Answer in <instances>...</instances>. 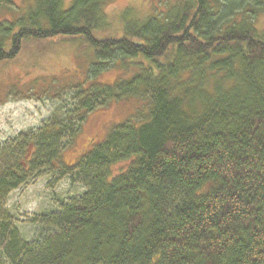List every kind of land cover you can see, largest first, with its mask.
Instances as JSON below:
<instances>
[{
    "label": "trees",
    "instance_id": "16d2710c",
    "mask_svg": "<svg viewBox=\"0 0 264 264\" xmlns=\"http://www.w3.org/2000/svg\"><path fill=\"white\" fill-rule=\"evenodd\" d=\"M166 2L102 40L106 0H31L0 22V61L28 37L85 36L93 53L88 84L0 146V208L43 168L83 188L28 241L0 215V264H264V1ZM114 68L130 74L95 79ZM129 97L145 109L62 160L90 113Z\"/></svg>",
    "mask_w": 264,
    "mask_h": 264
},
{
    "label": "rangeland",
    "instance_id": "374dc122",
    "mask_svg": "<svg viewBox=\"0 0 264 264\" xmlns=\"http://www.w3.org/2000/svg\"><path fill=\"white\" fill-rule=\"evenodd\" d=\"M0 0V22L15 19L24 12L31 0ZM106 25L92 31L97 39L121 37L124 20L136 17L138 12L149 13L166 5L167 0H106ZM264 1V0H262ZM72 0H62L64 9ZM13 5H12V4ZM7 5L15 7L9 9ZM24 10V11H23ZM143 15V14H142ZM254 27L264 30V2L254 20ZM5 51L10 50V39L4 41ZM92 48L85 36H56L49 39L24 38L19 51L11 58L0 61V146L18 133L37 128L60 107L69 103L73 86L88 84V67L92 62ZM114 68L96 75L99 81H112L114 75L125 79L129 72ZM144 100L125 98L95 110L84 120L72 142L62 150V160L72 165L86 146L88 138L98 133L104 140L118 123L126 120ZM145 109V108H144ZM82 186L69 174L43 168L9 191L0 208L23 240L36 233L30 220L55 209L59 202L78 196Z\"/></svg>",
    "mask_w": 264,
    "mask_h": 264
}]
</instances>
